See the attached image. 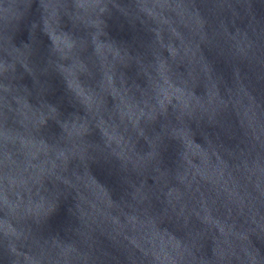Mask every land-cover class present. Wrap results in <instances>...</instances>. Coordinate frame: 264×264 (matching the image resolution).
<instances>
[{
	"label": "water",
	"instance_id": "water-1",
	"mask_svg": "<svg viewBox=\"0 0 264 264\" xmlns=\"http://www.w3.org/2000/svg\"><path fill=\"white\" fill-rule=\"evenodd\" d=\"M0 264H264V0H0Z\"/></svg>",
	"mask_w": 264,
	"mask_h": 264
}]
</instances>
